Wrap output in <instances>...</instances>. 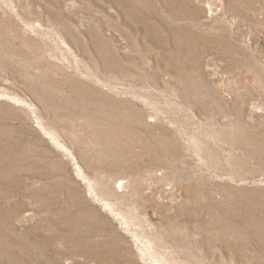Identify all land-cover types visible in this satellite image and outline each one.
Wrapping results in <instances>:
<instances>
[{
  "label": "rangeland",
  "instance_id": "374dc122",
  "mask_svg": "<svg viewBox=\"0 0 264 264\" xmlns=\"http://www.w3.org/2000/svg\"><path fill=\"white\" fill-rule=\"evenodd\" d=\"M263 111L264 0H0V264H264Z\"/></svg>",
  "mask_w": 264,
  "mask_h": 264
},
{
  "label": "bare ground",
  "instance_id": "6f19581e",
  "mask_svg": "<svg viewBox=\"0 0 264 264\" xmlns=\"http://www.w3.org/2000/svg\"><path fill=\"white\" fill-rule=\"evenodd\" d=\"M123 1H124V0H123ZM201 1H202V0H201ZM148 5H149V4H148ZM142 6H143V5H142ZM210 6H211V5H210ZM150 7H151V6H150ZM208 15H210V16H211V15H215V14H214V11H213V9H212V7L209 8V10H208ZM211 17H212V16H211ZM235 23H236V22H235ZM240 23H241V22H240ZM249 33H250V32H249ZM247 40H248V39H247ZM229 43H230V42H229ZM232 46H233V45H232ZM230 48H231V47H230ZM196 50H197V49H196ZM197 53H198V52H197ZM200 55H201V54H200ZM112 66H113V65H112ZM207 67H208V66H207ZM211 69H213V67H211ZM214 69H215V68H214ZM217 69H218V68H217ZM219 71H220V70H219ZM212 72L216 74V73H217V70H216V71L213 70ZM209 73H210V72H209ZM110 74H111V73H110ZM218 74H219V73H218ZM218 74H217V75H218ZM222 74H223V73H222ZM236 75H237V74H236ZM231 76H232V75H231ZM238 76H239V75H238ZM213 77H214V76H213ZM239 82H240V81H239ZM251 96H252V95H251ZM254 104H255V103H254ZM252 110H253V109H252ZM263 112H264V111H263ZM250 116H251V115H250ZM260 117H261V116H260ZM262 120L264 121V114H262ZM224 132H225V131H224ZM257 135H258V134H257ZM256 139H257V138H256ZM260 140H261V139H260ZM244 143H245V142H244ZM89 186H90V185H89ZM117 186H118L119 189H123V187H124L125 185H124V182H123L122 180H120V181L118 182V185H117ZM228 188H229V187H228ZM232 190H233V189H232ZM248 190H249V189H248ZM217 191H218V190H217ZM243 192H244V191H243ZM253 192H254V191H253ZM246 193H247V192H246ZM259 194H260V193H259ZM261 194H264V192H263V193L261 192ZM203 195H204V194H203ZM226 195H227V194H226ZM233 195H234V194H233ZM250 195H251V194H250ZM246 196H247V195H246ZM262 196H263V195H262ZM188 197H189V196H188ZM249 197H250V196H249ZM254 199H255V198H254ZM259 200H260V199H259ZM263 201H264V200H263ZM262 204H263V203H262ZM255 206H256V205H255ZM234 207H235V206H234ZM233 209H234V208H233ZM256 209H257V208H256ZM234 210H235V209H234ZM233 215H234V214H233ZM263 215H264V214H263ZM251 224H253V223L251 222ZM252 226H253V225H252ZM260 228H261V227H260ZM255 229H256V228H255ZM252 230H253V228H252ZM257 230H258V229H257ZM226 231H227V229H226ZM258 233H259V232H258ZM262 234H263V233H262ZM262 234H261V235H262ZM259 236H260V235H259ZM261 237H262V236H261ZM229 245H230V247L233 246V249L236 248V245L233 244V243H232V244H229ZM144 251H145V249H144ZM142 252H143V251H142ZM165 257H166V255H165ZM157 260H158V259H157ZM156 263H157V262H156ZM162 263H163V262H162ZM162 263H161V264H162Z\"/></svg>",
  "mask_w": 264,
  "mask_h": 264
}]
</instances>
